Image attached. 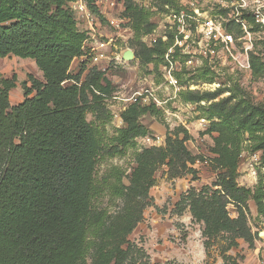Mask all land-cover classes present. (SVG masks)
I'll list each match as a JSON object with an SVG mask.
<instances>
[{
    "label": "trees",
    "instance_id": "1",
    "mask_svg": "<svg viewBox=\"0 0 264 264\" xmlns=\"http://www.w3.org/2000/svg\"><path fill=\"white\" fill-rule=\"evenodd\" d=\"M74 1L0 0V58H30L42 73V80L28 76L30 85L23 84L24 99L16 105L9 101L15 76L0 74V264H150L144 249L128 235L150 204L154 173L166 165L169 176H181L197 157L187 148L190 136L182 128V137L167 135L164 146L136 153L127 185L124 171L116 167L96 177L101 146L86 115L96 121L108 117L105 100L112 86L102 69H87L85 61L77 71L70 69L73 60L84 55L87 37L77 26ZM82 1L104 21L96 0ZM173 2L160 0V6L173 7ZM123 7L134 58L150 67L147 73L160 72L172 35L147 45L143 37L156 28L150 8L134 0H123ZM209 72L205 68L197 75L211 82ZM229 84L214 91L180 93L184 102H206L200 108L210 120V131L218 134L212 149L217 172L211 189L190 188L176 205L178 214L188 208L203 224L206 251L218 237L228 248L236 247L238 239L254 246L257 233L251 231L244 208L248 200L264 221V173L257 174L253 187L237 183L243 151L259 152L264 166V103L253 102L236 80ZM223 92L229 94L219 97ZM145 114L157 118L163 111L152 103H135L120 114L124 125L115 128L107 149L110 156L124 153L148 134L140 122ZM104 192L119 200L114 211L101 207ZM229 204L235 216L230 215Z\"/></svg>",
    "mask_w": 264,
    "mask_h": 264
},
{
    "label": "rangeland",
    "instance_id": "2",
    "mask_svg": "<svg viewBox=\"0 0 264 264\" xmlns=\"http://www.w3.org/2000/svg\"><path fill=\"white\" fill-rule=\"evenodd\" d=\"M139 5L150 8L152 12L151 21L156 28L149 35L143 37L147 45L155 44L163 34H167L168 13L166 7L160 6V0H134ZM99 12L104 21H99L95 16L91 22L92 27L86 23L84 17L74 10L77 26L86 32V43L84 44V55L74 59L71 71H77L82 61L86 68L97 66L102 69L105 77L111 82V93L105 100L110 116L95 120L90 113L86 115L88 121H93L98 132L100 142V154L96 165V177L101 178L116 167L125 173L124 183L128 184L130 173L136 167V153L143 148L151 146H164L167 135L182 137L181 129L184 128L190 138L186 146L192 155L196 156L195 162L188 167L190 171L176 177L167 173V166H160L154 173L155 182L149 189L150 204L143 210V218L128 235V239L135 245L142 247L148 256L150 264H264V221L258 216L255 204L248 200L244 205L248 217V223L253 233H257L254 246L250 247L242 239L237 240L236 247H226L227 241L218 237L211 247L206 251L202 236L203 224L195 221L188 208L181 214L176 211L177 202L180 197L190 188L199 191L203 187L209 190L215 181L217 169L215 168L213 147L214 138L218 135L210 131V120L206 117L201 105L184 102L182 91H214L219 87H228L231 79L236 80L245 90L253 102L264 103V39L256 40L254 48L249 55L251 69L241 71L233 67L229 61L225 64L215 60L212 64L204 62L200 66H188L183 68L177 75L181 90L178 96L168 102L173 116L165 117L161 114L154 117L145 114L140 118L149 132L144 137L136 139V145L128 148L124 153L110 156L107 152L111 145V138L115 128L122 127L124 123L120 114L131 104L128 100L119 101L112 98L113 95L127 99L135 90L141 87H158L162 98L168 96L164 89V81L159 71L147 73L150 69L142 67L140 62L133 58L130 61L118 60L122 53L131 49L128 41L132 37L129 21L123 16V0H96ZM173 7L176 8L175 1ZM114 20L118 27L109 21ZM112 39L107 46L106 57L96 64L92 60L95 52L92 47L97 44L95 40L107 41ZM252 57L256 58L253 65ZM208 69V77L212 81L202 80L198 77L200 70ZM150 71V70H148ZM0 74L10 78L15 76L16 86L9 92L11 105H16L24 99L23 84L29 86L28 76L42 80V73L35 62L30 58H20L8 55L0 58ZM197 75V76H196ZM229 92H223L219 97L227 96ZM201 119H205V122ZM264 173V166L260 163L259 152L243 151L238 161L237 183L240 186L253 187L257 182V174ZM119 200L110 199L104 192L100 199L101 207L108 211H114L119 206ZM231 216H235L233 205H228Z\"/></svg>",
    "mask_w": 264,
    "mask_h": 264
},
{
    "label": "built area",
    "instance_id": "3",
    "mask_svg": "<svg viewBox=\"0 0 264 264\" xmlns=\"http://www.w3.org/2000/svg\"><path fill=\"white\" fill-rule=\"evenodd\" d=\"M173 1L176 3L175 9L165 5L168 13L167 34L160 36L163 41L167 40L168 33L173 37L160 66L168 96L160 97V86L141 87L127 99L117 94L112 96L115 100H128L139 105L152 103L162 109L165 117L174 115L168 102L174 100L181 90L177 72L188 66H200L204 62L210 65L215 60L224 64L229 61L233 67L247 72L251 69L249 55L256 40L264 39V0ZM71 7L92 27L94 15L82 0L72 2ZM109 22L118 27L114 20ZM111 41L95 40L97 45L92 47L95 64L106 57V49ZM115 58L124 60L122 56ZM201 120L205 122V119Z\"/></svg>",
    "mask_w": 264,
    "mask_h": 264
},
{
    "label": "water",
    "instance_id": "4",
    "mask_svg": "<svg viewBox=\"0 0 264 264\" xmlns=\"http://www.w3.org/2000/svg\"><path fill=\"white\" fill-rule=\"evenodd\" d=\"M122 58L126 61H130L134 58V52L132 49H127L122 53Z\"/></svg>",
    "mask_w": 264,
    "mask_h": 264
}]
</instances>
